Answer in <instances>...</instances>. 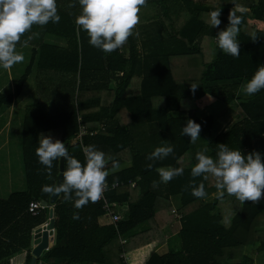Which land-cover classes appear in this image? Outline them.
I'll return each instance as SVG.
<instances>
[{"label": "trees", "instance_id": "16d2710c", "mask_svg": "<svg viewBox=\"0 0 264 264\" xmlns=\"http://www.w3.org/2000/svg\"><path fill=\"white\" fill-rule=\"evenodd\" d=\"M152 3L157 11L140 20V25L154 26L145 32L143 53L128 37L119 49L105 54L89 45L85 32L74 24L79 5L74 0H57L60 21L43 26L53 42L34 47L13 93L0 94L1 111L12 105L35 69L40 101L26 107L21 130L26 190L0 199V264H10L9 259L20 252L30 260V238L39 215L31 216L27 207L36 200L48 202L51 192L42 188L55 185L59 174V160L54 161L51 176L42 171L44 166L35 154L39 136L63 141L69 154L83 162L82 146L71 144L80 125L88 132L97 131L85 136L82 145H95L105 153L106 186L118 184L105 193L106 203L112 205L110 212L118 213L113 211L115 204L126 203L128 217L114 225H100L105 210L104 202L97 200L79 209L80 219L73 220L77 209L61 193L55 205L46 208L55 219L56 244L36 264H249L243 254L246 247L259 243L264 251V195L244 204L228 195L215 196L210 203L194 197L191 187L203 182L206 191L207 180L190 175L195 157L188 137L181 135V127L191 119L200 124L197 141L213 157L221 143L242 152L264 153V89L239 103L237 122L225 130L214 133L215 118L198 114L207 98L231 103L239 84L264 65V0ZM212 10H220L219 29L227 25L229 11L241 18L238 56L226 55L216 47L218 28L206 22ZM136 74H140L139 89L137 82L130 89ZM193 83L198 85L195 90L190 87ZM140 115L154 123L173 146L169 158L159 162L183 168L181 175L155 188L152 181L159 180V162L146 167L128 130ZM112 159L119 162V169L111 168ZM175 195H180L181 251L159 256L156 250L165 242L163 231L175 221V216L168 215L172 210L169 197ZM142 224L147 229L121 243Z\"/></svg>", "mask_w": 264, "mask_h": 264}, {"label": "clouds", "instance_id": "9594fccd", "mask_svg": "<svg viewBox=\"0 0 264 264\" xmlns=\"http://www.w3.org/2000/svg\"><path fill=\"white\" fill-rule=\"evenodd\" d=\"M146 2L147 0H74L79 5V14L74 17V24L85 32L89 45L108 54L119 49L134 34L133 29L139 22L138 13ZM71 6L72 3L69 4ZM219 16L220 10H212L206 21L209 27L218 28L214 37L216 47L224 54L236 57L239 55L237 35L241 18L234 11H229L227 25L219 29ZM59 21L57 0H0V69H10L23 61V54L16 50L17 42L23 34L30 32L33 25L44 26L49 22ZM36 35L38 33L32 32L24 43ZM190 87L195 90L198 85L193 83ZM262 89L264 65H259L242 84L241 90L245 95L252 96ZM199 133L200 124L191 119L181 127V135H186L190 143H195L200 138ZM207 151L205 148L195 153V163L190 169L192 177H203L204 180L211 177L217 199L228 195L241 204L246 200L256 202L261 199L264 195V153L255 150L242 152L239 148H229L224 143L217 144L215 157L207 155ZM172 153L173 146L165 144L155 147L147 154L146 159L151 162L163 160ZM35 154L38 163L44 166L42 171L48 176L52 174L54 161H66V167L61 172V182L45 185L42 190L62 193V199L71 201L72 207L77 209L72 213V219H80L78 210L100 199L106 187L109 173L105 153L95 145H88L84 149V161L81 162L69 154L63 141L41 134ZM119 167V162L112 159L111 168L117 170ZM146 167L152 168V163ZM156 172L159 180L152 181L153 188L181 175L183 168L158 167ZM191 194L197 198H205L207 193L204 183L191 187Z\"/></svg>", "mask_w": 264, "mask_h": 264}, {"label": "rangeland", "instance_id": "374dc122", "mask_svg": "<svg viewBox=\"0 0 264 264\" xmlns=\"http://www.w3.org/2000/svg\"><path fill=\"white\" fill-rule=\"evenodd\" d=\"M235 6L240 8V5L238 4H236ZM32 32L38 33V35L34 36L33 39L25 43L26 46H24L23 48L24 49L23 53L25 54L26 51L27 55L24 57L21 63H27L30 60L31 48L40 46L42 43L49 44L50 42H53L51 41V38L49 36H45L46 34L44 27L37 25H33L30 32L25 33V35L21 39L22 42H24ZM16 74H20V72L16 71ZM137 81L139 82L138 79L133 80V85L130 86V89L136 86L135 83ZM224 86H226L224 87L225 88L224 90L227 91L229 87V83ZM241 86L242 84H239L237 90L235 91L234 100L229 104H223L221 101L210 99V101L214 104L212 106L214 108L211 109L210 111V114L211 113L214 114V118H215V126L213 130L214 133L220 130L221 131L225 130L229 128L232 124L237 122L238 115L240 114L239 103L249 99V96L245 95L242 92ZM25 101H27V104H29L28 106L37 103L40 101L39 94L29 93V96ZM19 109L20 110H18V107L15 109L16 111L13 117L10 114L11 123L9 122L8 127H4L3 124L7 119H9V115H7L8 114L7 112L5 114H2L3 110H7V107L3 108L0 111V127H1L0 130L3 131L0 134V197L1 198H6L9 195V193L13 191H20L24 189L26 190L25 178L23 172V163H22L21 135L20 138H18L20 126L22 125L21 119L23 115L25 116V111L21 112L20 107ZM206 113H209V111H206ZM140 123H142L144 126H149V127L139 128ZM130 125L129 126L132 137L134 139V145L136 149H138L137 150L138 153L141 156L143 155L144 162L146 164L149 163L153 164L154 162H159V161L162 162L169 158L170 155L163 160H157L154 162L148 161L146 159L147 154L150 153L155 147L169 144L166 140L160 139L155 135L149 136V134L151 135L152 133L151 131H153L154 128L157 130V127L154 123H151L150 125H146L144 116L140 115L134 118ZM205 146H206L205 144H202L198 141H196L195 143H191L194 157H195V153L197 151H201L205 149L206 148ZM206 154L209 155V151H207ZM209 182H213L211 177H209ZM23 258H25L26 260V253L20 252L14 259H12V261L10 260V262L12 263L14 262V260L20 261ZM46 261L48 263L49 259H47Z\"/></svg>", "mask_w": 264, "mask_h": 264}, {"label": "crops", "instance_id": "0c3cea01", "mask_svg": "<svg viewBox=\"0 0 264 264\" xmlns=\"http://www.w3.org/2000/svg\"><path fill=\"white\" fill-rule=\"evenodd\" d=\"M211 1H216V3H223V0H211ZM152 2H153V0H147L146 4L140 8V11L138 13L139 23L133 29L134 34L138 32V35H134L133 34V35L129 36L130 40L132 41L133 45L136 47V50L139 53H140V51L143 53L142 44H143V41H146V38H147V35L145 34V32L151 30L152 27H154V26L150 25L149 23H146L144 25H140V20L142 19L143 15L144 16L145 15L153 16L154 13L157 11L156 8H155V5ZM24 35L25 34H23L21 36V39H22V37ZM24 46H26V44L24 42H22V40H20L19 42H17L16 50L18 52L22 53L23 56L25 57L27 55V52L25 51V54L23 53L24 52V49H23ZM33 48H31V51H32ZM127 52H128V50H127ZM29 61L27 63H21L20 62V63L14 64L10 69H0V94L8 95V94L13 93V91L15 89V85H16L18 79L20 78L18 76H21L23 74L25 68L29 64ZM16 71H19L20 74H16ZM136 76L138 78H135V79L139 80L140 79V74H136ZM94 83H96V81ZM241 84H243V83H241ZM137 85H138V89H139V82L138 81H137ZM29 93L37 94L35 69H33L32 73L30 74L28 79L24 82V84L22 86V89H21V92H20V95L14 100L12 105L7 107V110H3L2 114H5L7 112L8 113L7 115H9V119H7L5 121V123L3 124L4 127H8L9 126V122L11 123L10 114L13 117V115L15 114V111H16L15 109L17 107H18V110H20L19 107L21 108V112H24L26 110V107L29 104H27V101H25V100L29 96ZM255 95H256V93L253 94L252 96H249V99H252ZM213 105L214 104L210 101V99L207 98L206 101H205V104L202 107H200V109H199V112H198L199 116L202 117V116L212 115L214 117V114H212V113L210 114L211 109L214 108V107H212ZM206 111H209V113H206ZM23 116H22V119L20 118L22 123H23V119H24ZM169 116H174L175 117V116H178V114L177 113H170ZM145 123H146V125H150L151 124V123H147L146 121H145ZM130 126L128 127V130H129V132L131 134ZM148 127L149 126H144L142 123H140V125H139V128H148ZM21 130H22V125L20 126L18 138H20ZM2 132L3 131L0 130V134ZM151 132L152 133H151V135L149 134V136L155 135L158 138L163 137L162 136V132H160L159 130H156L155 128ZM131 136H132V134H131ZM164 140H166V139L164 138ZM133 147H134L135 151L138 150V149H136V147L134 145V139H133ZM159 165H160V167H165L161 162H159ZM163 184H165V183H163ZM24 191H25V189L24 190H20V191H13V192H24ZM13 192H11V193H13ZM215 192H216V189L213 186V182H209V179H207V188H206L207 195H206L205 198H203L204 202L205 203L212 202L213 197L215 196ZM11 193H9V195ZM8 196L6 198H1L0 197V199L1 200H6L8 198ZM169 201H170V204H171L172 208H180V195H175V196L169 197ZM115 205H117V206H116V208H113V211H114V213H116L117 210H118L120 216L122 217V219L120 221L127 220V217H128L127 204L123 203V204H115ZM50 213L51 212H49L48 209H42L40 211V214H39V217H38L39 222L34 225L33 231L37 227H40V226L44 225L45 223H47L49 221L48 219L50 218ZM168 215L169 216L171 215L170 212L168 213ZM99 222H100V225H103V226L109 225V224H107V222L105 224H101V221H99ZM180 228H181V225H180L179 219L175 218V221L172 222L168 227H166L164 229L163 232H164L165 242H164V244H162L156 250V254H158L159 256H163V255H166V254L179 253L181 251V242H180V239H179V236H178V230ZM145 229H147V225L146 224H142L138 228H136L134 231L130 232L129 235H127L123 239L127 243L128 236H131L133 234L142 232ZM33 231H32V233H33ZM243 254L248 259L249 264H264V251L259 249V243H254V244L246 247L244 249ZM17 255L18 254H16L14 257H11L9 259V261L10 260L12 261V259H14ZM29 261H27V260H25V258H23L20 261H17V260L15 261L14 260V262H12V263L10 262V264H13V263L14 264H28ZM121 264H124V263L122 262Z\"/></svg>", "mask_w": 264, "mask_h": 264}, {"label": "water", "instance_id": "95a60500", "mask_svg": "<svg viewBox=\"0 0 264 264\" xmlns=\"http://www.w3.org/2000/svg\"><path fill=\"white\" fill-rule=\"evenodd\" d=\"M64 169V160H59V174L56 178V183L61 182V172ZM60 194L51 192L48 202L42 201L45 207H52L55 205ZM57 232L55 229V219L50 213V218L47 225L37 227L30 238L31 258L28 264H36V259L46 254V248L51 249L56 244Z\"/></svg>", "mask_w": 264, "mask_h": 264}, {"label": "built area", "instance_id": "2783aa9c", "mask_svg": "<svg viewBox=\"0 0 264 264\" xmlns=\"http://www.w3.org/2000/svg\"><path fill=\"white\" fill-rule=\"evenodd\" d=\"M78 121L81 122V118L78 117ZM101 130H104V128H101ZM97 133V131L94 132H88L87 128L83 125H80L77 133L75 134L74 138L71 141V144H80L82 146V152L84 154V149L86 148L85 146L82 145L83 142V138L87 135L89 136H93ZM130 182V181H129ZM134 184V183H132ZM117 183L115 184H111L110 186H106L105 189L102 192V195L100 197V201L104 202V210H105V214H103L102 216V220H101V224H105L107 222V224L109 225H114L118 222H120V220L122 219V217L120 216L119 212L116 214H112L110 212V207H112V205L107 204L106 203V196L105 193H107L109 190H113L114 188L117 187ZM46 208L45 206L42 205V201L40 200H36V201H32L29 203L28 207H27V212L31 215V216H37L39 215L40 211L42 209ZM179 208H172V210L170 211V214L172 216H175L176 219H180L181 216L177 213ZM170 215V216H171ZM47 223H45L44 225H47ZM122 244H125L126 241L124 239L121 240ZM46 251L48 250V248L45 249ZM41 264V263H39Z\"/></svg>", "mask_w": 264, "mask_h": 264}]
</instances>
